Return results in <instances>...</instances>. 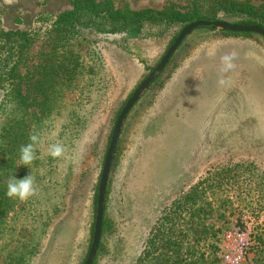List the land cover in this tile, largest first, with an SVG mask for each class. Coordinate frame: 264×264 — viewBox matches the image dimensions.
Instances as JSON below:
<instances>
[{"label": "rangeland", "instance_id": "374dc122", "mask_svg": "<svg viewBox=\"0 0 264 264\" xmlns=\"http://www.w3.org/2000/svg\"><path fill=\"white\" fill-rule=\"evenodd\" d=\"M172 4L183 6L178 0H117L116 6L160 11ZM70 9L71 0H0V31L28 39L18 63L23 80L16 99L0 89V187L10 206L0 217V264H13V247L20 253L28 245H35L28 264L84 263L116 119L171 46V32L145 39L88 32L72 46L82 71L40 90L36 80L56 34L39 21ZM226 50L237 53L236 67L223 73L228 80L222 82ZM169 62L123 123L94 264H229L227 253L231 261L242 257L240 264H264V39L197 29ZM33 132L42 139L27 166L37 193L24 201L9 198V178L30 172L20 167L19 150ZM52 143L65 146L63 156L48 154ZM237 165L248 169L237 185L210 184L194 210L161 227L155 242L173 203L214 172ZM234 232L241 239L225 253V235Z\"/></svg>", "mask_w": 264, "mask_h": 264}, {"label": "trees", "instance_id": "16d2710c", "mask_svg": "<svg viewBox=\"0 0 264 264\" xmlns=\"http://www.w3.org/2000/svg\"><path fill=\"white\" fill-rule=\"evenodd\" d=\"M178 1H181L183 6L172 4L160 11L151 9L132 11L126 6L124 8H117V0H71L70 10L54 18L39 21L52 27L56 34V41L45 64L42 66V71L39 75L40 77L42 74V77L36 80L37 86L41 90L47 88L50 83H57L56 81L67 83L68 81H72L71 77L76 76L80 69L82 71L79 56L74 52L72 46L74 42L86 39L85 36L88 32H93L99 36L121 37L125 39L155 38L171 32L173 33L171 45L179 32L186 25L195 21H224L235 25L257 26L264 29V0H258L260 2L259 6L232 0ZM199 29L217 32L226 36H256L253 34H234L216 31L213 28ZM27 41L25 33L0 31V89L6 91L9 97L13 96L15 99L17 97L16 88L18 87L19 80H23V77L18 72V63L24 55L23 50L26 48ZM87 73H93L90 66L87 68ZM161 75L152 84L156 83ZM150 89L151 87L148 88V90ZM7 104L10 105L11 102ZM0 156L2 155L0 154ZM3 164L4 160L1 159L0 169ZM246 172H248V169L241 165H237L233 170L221 169L214 172L211 178L209 177L210 179L207 178L192 188L188 194L173 203L169 209V213L158 228L155 242L158 237L159 239L162 238V236H158V232L162 230L161 227L164 225L171 227L176 225V223L173 224L174 220L184 219V216L189 211L194 210L197 204L195 199L201 198L200 195L204 194L210 184L211 189H223L229 183L237 185V180L242 178ZM96 200L97 190L94 196L95 209ZM9 208L10 206H8L6 199L3 197L0 187V217L5 215ZM93 229L94 223L90 229V244L92 243ZM104 229L105 225L102 223L101 236ZM161 234L163 233L161 232ZM154 243L149 244V248L153 247ZM34 249L35 245H28L25 247V251L20 252V254L18 252L20 248L13 247L9 260H13V264H19V261L22 264H28L32 256L35 255ZM7 264H10V262L8 261Z\"/></svg>", "mask_w": 264, "mask_h": 264}, {"label": "water", "instance_id": "95a60500", "mask_svg": "<svg viewBox=\"0 0 264 264\" xmlns=\"http://www.w3.org/2000/svg\"><path fill=\"white\" fill-rule=\"evenodd\" d=\"M199 28H213L216 31H223L227 33L234 34H253L259 36L264 39V29L257 26H240L232 23L224 22V21H216V22H208V21H195L188 25H186L177 35L174 42L168 48L158 65L149 73V75L140 83V85L133 92L131 97L127 100L126 104L122 108L119 116L116 119L113 132L110 138V143L105 155L98 191H97V200H96V215L94 221V229L92 235V243L86 257V260L83 264H93L95 257L97 255L99 243L101 240V231H102V223H103V213H104V202H105V194L106 187L108 182V177L110 173L111 164L116 152V147L118 143V139L120 137L121 129L123 123L140 99V97L144 94V92L151 86V84L158 78V76L164 71L170 59L174 55V53L178 50V48L182 45L184 40L194 31Z\"/></svg>", "mask_w": 264, "mask_h": 264}, {"label": "clouds", "instance_id": "9594fccd", "mask_svg": "<svg viewBox=\"0 0 264 264\" xmlns=\"http://www.w3.org/2000/svg\"><path fill=\"white\" fill-rule=\"evenodd\" d=\"M237 53L233 50H226L220 57L221 61V75L222 82H227L228 78L223 74L224 72H231L235 69L234 63ZM42 143L39 132H33L29 136V142L22 145L19 150L20 167L28 168L37 158L36 149ZM48 154L53 158H59L64 155L65 146L62 143H52L48 145ZM19 168V167H18ZM29 169V168H28ZM30 170V169H29ZM37 193V186L35 177L31 170L27 176L18 179L14 174L7 182L5 195L9 198H17L21 201L27 200Z\"/></svg>", "mask_w": 264, "mask_h": 264}, {"label": "built area", "instance_id": "2783aa9c", "mask_svg": "<svg viewBox=\"0 0 264 264\" xmlns=\"http://www.w3.org/2000/svg\"><path fill=\"white\" fill-rule=\"evenodd\" d=\"M240 239H241V235L238 232L226 234L225 235L226 247L224 248L223 252L227 253L230 244ZM225 259L229 262V264H240L243 258L241 257L237 261H231V255L229 256L227 253V255H225Z\"/></svg>", "mask_w": 264, "mask_h": 264}]
</instances>
